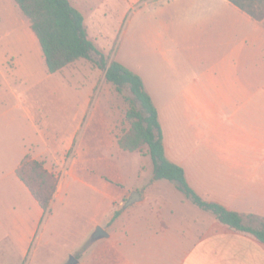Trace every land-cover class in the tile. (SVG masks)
Masks as SVG:
<instances>
[{"label":"crops","instance_id":"crops-1","mask_svg":"<svg viewBox=\"0 0 264 264\" xmlns=\"http://www.w3.org/2000/svg\"><path fill=\"white\" fill-rule=\"evenodd\" d=\"M138 1L126 4L129 8ZM142 7L154 20L144 35L152 50L147 54L149 67L146 62L142 67L144 88L156 90L157 85L158 90L183 92L182 105L190 112V147L171 151L164 135L167 157L184 168L188 183L204 199L239 212L245 223L264 219V19H253L228 0L143 1ZM162 31L181 49V56L169 49L155 53ZM42 55L15 1L0 0V60L19 59V72L33 79L42 70L21 58L36 60ZM3 74L0 67V86L17 97L36 133L18 158L45 154L37 149L49 148L46 139L54 138L46 131L48 122L35 120L36 106L6 88ZM76 127L67 130V144L60 141V146L69 148V133ZM13 168L14 162L1 171L0 181L18 189L27 201L34 199L35 211L32 215L15 210L11 229L0 219V238L9 235L26 249L45 214ZM150 199L156 207L140 210L152 203ZM158 199L163 201L157 205ZM185 200L170 204L162 196L140 193L133 203L137 208L115 216L109 228L102 227L108 235L94 239L99 244L91 252L83 249L81 264H264V242L218 222L211 213L188 214ZM90 221L97 225L99 216Z\"/></svg>","mask_w":264,"mask_h":264},{"label":"rangeland","instance_id":"rangeland-1","mask_svg":"<svg viewBox=\"0 0 264 264\" xmlns=\"http://www.w3.org/2000/svg\"><path fill=\"white\" fill-rule=\"evenodd\" d=\"M70 1L82 12L89 38L104 56H109L108 62L116 60L141 76L144 62L147 67L151 62L147 54L152 52L144 35L154 23L142 5L143 1L156 0H139L129 8L126 0ZM160 35V47L155 53L169 49L177 56L183 54L169 35L164 31ZM99 58V54L93 53L91 60L79 59L52 74L46 70L43 55L37 61L22 56L27 66L32 63L42 70V74L33 79L19 72V59L0 60L5 87L17 91L29 106L34 104L39 112L33 117L39 119L40 124L47 121L46 131L54 135L46 139L49 148L37 149L46 151L45 154L28 155L41 161L58 177L50 209L39 220L29 246L23 248L9 235L0 238V264H69L70 257L77 260L74 264H81L83 249L91 252L99 244L92 238L96 227L109 228L115 216L137 208L133 203L125 206L133 192L151 198L162 196L170 204L185 200L166 180L152 184L153 166L147 146L142 151L132 152L119 147L118 138L130 127L126 118L128 103L114 85L106 82L104 69L94 63ZM147 91L159 111L165 145L181 153L190 147L192 134L190 112L182 105L183 92L158 90L157 85L156 90L147 88ZM72 125L77 127L69 133L67 149L59 142L67 144V130L70 131ZM35 139L36 133L25 108L18 105L15 95L0 86V175L13 162L12 173H15L25 157L18 158L17 153L24 144L29 145ZM169 156L174 159L170 153ZM150 201L151 204L147 203L140 210L149 206L155 208L156 204ZM157 201L158 205L163 200ZM184 202L188 214L210 215L189 201ZM34 204V199L27 201L18 189L0 181V219L6 228L14 227L15 210L22 214L27 210L33 215ZM95 216H99V223L94 226L90 220ZM246 223L254 227L260 224L258 220Z\"/></svg>","mask_w":264,"mask_h":264},{"label":"trees","instance_id":"trees-1","mask_svg":"<svg viewBox=\"0 0 264 264\" xmlns=\"http://www.w3.org/2000/svg\"><path fill=\"white\" fill-rule=\"evenodd\" d=\"M21 13L27 18L43 54L49 73H55L79 60H91L92 54L100 58L94 63L105 71V80L114 85L128 103L126 118L130 127L118 138L120 148L127 151H142L153 166L152 179L166 180L184 197L200 209L211 213L214 218L231 229L252 234L264 242V219L259 226L245 223L241 214L223 205L201 197L188 183L184 168L171 161L165 152L164 134L158 110L145 90L139 74L116 60L108 62L89 38L82 12L70 0H14ZM255 20L264 19V0H228ZM16 176L34 196L43 213L49 211L58 184L55 173L44 164L25 155L15 170Z\"/></svg>","mask_w":264,"mask_h":264},{"label":"water","instance_id":"water-1","mask_svg":"<svg viewBox=\"0 0 264 264\" xmlns=\"http://www.w3.org/2000/svg\"><path fill=\"white\" fill-rule=\"evenodd\" d=\"M139 199H140V196L138 195V193L137 192H133L129 196V198L127 199V201L125 203V206H129V205H131L132 203H134L135 201H137ZM107 235H108L107 232L102 227L97 226L95 232L92 235V238L93 239H98V238H101V237L107 236ZM75 262H77V260L74 257H70L69 264H74Z\"/></svg>","mask_w":264,"mask_h":264}]
</instances>
